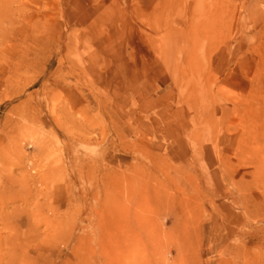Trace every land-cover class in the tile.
Wrapping results in <instances>:
<instances>
[{"label":"rangeland","instance_id":"obj_1","mask_svg":"<svg viewBox=\"0 0 264 264\" xmlns=\"http://www.w3.org/2000/svg\"><path fill=\"white\" fill-rule=\"evenodd\" d=\"M224 13L227 42L236 40L241 49L214 62L216 103L226 113L218 110L213 131L229 126V143L241 121L243 140L223 194L209 193L212 179L199 156H188L193 172L178 168L180 189L166 176L167 166L177 167L157 147L165 119L178 109L169 99L110 114L76 75L62 81L66 66L53 56L50 66L28 68L33 84L0 85L1 159L11 171V180L0 176V212L7 216L0 264H20L27 255L32 264H264V0H224ZM75 55L69 59L79 66L83 57ZM58 81L75 96L76 123L60 127L51 117V107L65 98ZM152 130L157 136L150 138ZM106 171L114 174L112 200L99 205L90 193ZM20 248L28 253L20 256Z\"/></svg>","mask_w":264,"mask_h":264},{"label":"bare ground","instance_id":"obj_2","mask_svg":"<svg viewBox=\"0 0 264 264\" xmlns=\"http://www.w3.org/2000/svg\"><path fill=\"white\" fill-rule=\"evenodd\" d=\"M189 1L186 6L179 0H0V85L21 79L25 86L33 84L26 79L28 68L37 62L50 66L55 56L66 66L62 81L76 75L95 104L110 114H128L124 105L151 106L169 99L178 111L169 115L172 119H163L167 128L157 147L177 167L167 166V173H172L166 176L180 189L179 169L193 172L196 167L188 156H199L212 179L209 193L221 195L231 169L240 162L243 137L241 121L229 143V126L213 131L218 110L223 116L226 108H218L221 87L212 73L214 62L232 58L241 45L227 42L230 19L224 13V0ZM75 53L83 57L79 66L69 59ZM55 83L65 98L60 107H51L52 120L59 127L62 122L76 123L75 96ZM233 103V111L241 114V99L236 97ZM154 135L149 132L150 138ZM230 144L236 148L231 150ZM231 151L234 162L229 159ZM1 157L0 151V176L11 180L10 168ZM93 166L87 168V176ZM112 178L114 174L106 171L101 184H94L90 195L99 205L112 200ZM111 207L112 202L107 203L106 212ZM0 224H7L1 212ZM19 253L23 256L28 250L20 248ZM27 258L23 256L20 264H32Z\"/></svg>","mask_w":264,"mask_h":264}]
</instances>
